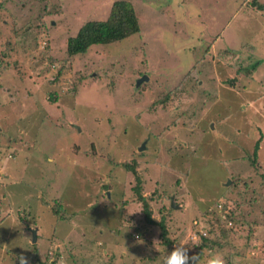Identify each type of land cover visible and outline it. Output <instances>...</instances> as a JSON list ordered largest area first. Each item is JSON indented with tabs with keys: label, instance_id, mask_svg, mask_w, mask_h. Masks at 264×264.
<instances>
[{
	"label": "rangeland",
	"instance_id": "374dc122",
	"mask_svg": "<svg viewBox=\"0 0 264 264\" xmlns=\"http://www.w3.org/2000/svg\"><path fill=\"white\" fill-rule=\"evenodd\" d=\"M1 1L0 264H264V0ZM116 1L139 33L68 59Z\"/></svg>",
	"mask_w": 264,
	"mask_h": 264
},
{
	"label": "trees",
	"instance_id": "16d2710c",
	"mask_svg": "<svg viewBox=\"0 0 264 264\" xmlns=\"http://www.w3.org/2000/svg\"><path fill=\"white\" fill-rule=\"evenodd\" d=\"M39 1V0H38ZM37 1V2H38ZM2 1L0 0V11H2L3 5ZM252 7L257 9L258 11L264 12V5L257 4L256 2H253ZM256 10V11H257ZM32 22H29V24ZM28 24V25H29ZM29 27V26H28ZM140 26L138 19L136 17V14L132 8V6L125 1H116L112 4L110 13L106 20H93V21H87L79 29L76 30L74 34L69 36L66 41V56L68 59H72L75 56H84L87 54L91 49L94 48V46H105L108 48H111V46H114L115 44L124 41L128 39L129 37L139 33ZM113 48V47H112ZM5 53L3 52L2 55ZM59 67L56 69V75L55 80H57V77L62 74V72H65L64 68V61L58 60ZM259 141H257L253 148L252 158L253 161H255L257 157V151L259 147ZM126 170H130L132 173H136L134 171L133 166L125 165ZM136 186L133 189V192L136 194L138 200L142 204V211L144 212L145 220L149 224H156L155 221H153L150 216L151 212L149 209V203L148 200L141 196L140 192V180L138 177H136ZM174 202V201H173ZM107 203V202H106ZM108 207V205H106ZM99 206L94 204L93 210H96ZM115 207V206H114ZM109 208V207H108ZM121 210L124 209V206H118ZM205 212H207L205 210ZM118 216L124 217L123 214H119ZM217 222V220H216ZM216 225H219L218 223ZM158 226L161 230V237L163 239V244L166 246H170L172 244V241L169 240L167 229L161 220L158 222ZM219 226H217V229ZM113 231V229H110ZM136 233L139 238H144L147 234L141 231L138 228H135ZM228 231L221 229V235L226 238V233ZM201 245L198 247L200 249V254L204 256V253L209 249H218L220 248L219 241H213L210 237H200ZM223 246V244H221ZM202 256V257H203ZM206 259H208L206 257ZM17 261V260H15ZM241 262V261H240ZM18 263V262H17ZM226 264H231L230 259L227 260Z\"/></svg>",
	"mask_w": 264,
	"mask_h": 264
},
{
	"label": "clouds",
	"instance_id": "9594fccd",
	"mask_svg": "<svg viewBox=\"0 0 264 264\" xmlns=\"http://www.w3.org/2000/svg\"><path fill=\"white\" fill-rule=\"evenodd\" d=\"M158 250V249H156ZM189 248L184 244L175 245L171 252H168L164 257L163 264H201L200 255L189 256ZM19 264H30L29 259L24 255H18ZM207 264H225L222 254L216 253L207 260Z\"/></svg>",
	"mask_w": 264,
	"mask_h": 264
},
{
	"label": "water",
	"instance_id": "95a60500",
	"mask_svg": "<svg viewBox=\"0 0 264 264\" xmlns=\"http://www.w3.org/2000/svg\"><path fill=\"white\" fill-rule=\"evenodd\" d=\"M146 81H148V78L146 76L142 77L141 79H139L137 81L136 87L138 88L141 83L146 82ZM143 149H144V146H142L138 151L141 152ZM171 205H172V208H174V209L177 208V206L174 205L172 201H171ZM36 233H37V230L32 231V244L37 241V236H36L37 234Z\"/></svg>",
	"mask_w": 264,
	"mask_h": 264
}]
</instances>
